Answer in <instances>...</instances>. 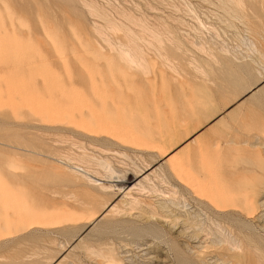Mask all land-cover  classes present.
<instances>
[{
	"label": "rangeland",
	"instance_id": "obj_1",
	"mask_svg": "<svg viewBox=\"0 0 264 264\" xmlns=\"http://www.w3.org/2000/svg\"><path fill=\"white\" fill-rule=\"evenodd\" d=\"M89 1L108 11L114 6L128 9L150 23L168 13L179 16L192 25L190 30L170 23L177 34L183 31L180 35H185L192 51L166 42L167 59L146 48L147 71L131 69L120 59L116 35L106 31L109 43L96 31L105 23L93 15ZM216 3L0 0V264H228L223 261L230 260L232 252L226 244H211L218 222L225 235L230 231L229 235L237 236L241 222L254 227L263 239L264 253V133L254 138L246 126L251 109L264 115L258 101L251 100L264 82L242 96L204 84L197 60L208 55L189 44L196 40L193 27L200 20L217 31L202 35L217 57L224 45L237 50V56L245 55L250 39L259 40L253 29L264 30V9L253 2L259 18L250 13L247 26L232 18L231 26L230 16L225 13L228 19L224 20V11ZM239 109L245 115L242 123L231 124ZM196 144L199 147L192 148ZM78 145L88 150L99 147L100 154L125 151L129 157L117 155L112 160L128 173L127 178L134 163L146 173L152 165L165 167L155 181L159 189L171 191L177 186L189 206L210 220H204L201 232L181 220L173 226L165 212L152 216L147 206L125 210L128 206H121L120 194L115 193L108 198L119 202L121 212H108L92 221L102 210L101 202L85 198L57 179L63 169L56 160L58 152L70 147L78 151ZM136 150L142 151L145 162ZM149 156L153 163L145 165L151 163ZM174 157L211 180L218 194H226L231 207L225 209L233 213L217 216L188 192L179 182L182 176L170 171ZM241 210L245 217L239 215ZM259 255H247V262L261 264Z\"/></svg>",
	"mask_w": 264,
	"mask_h": 264
},
{
	"label": "bare ground",
	"instance_id": "obj_2",
	"mask_svg": "<svg viewBox=\"0 0 264 264\" xmlns=\"http://www.w3.org/2000/svg\"><path fill=\"white\" fill-rule=\"evenodd\" d=\"M91 2L90 1L89 3L87 2V5L90 7L93 15L94 16L96 15L98 19H102L105 23V25L98 27L97 28L98 30L96 31H99L103 37H106L105 39L109 43H111L110 42L111 36L109 37V33H106V31L113 33V36L116 35L118 40V41L116 40V42H118L119 43L118 46H120V59L123 62H125L127 65H129V68L131 69L132 68H134L135 70L136 69L140 70L145 68L147 69V61L145 58L146 48L153 49L156 52V54L160 57V59L162 58L167 59L165 57V52H164V46L166 42L177 44L178 46H183V48H185L187 53H188L187 50L192 51V49L187 47V45L185 44V42H187L186 41L187 39L184 40L185 35L184 37L180 35L182 34L181 32L183 31L181 32L179 31L180 34H177L176 32H178V30L174 32V29L170 23V21L172 22L175 21L181 24L182 27L190 26L188 28V30H190L192 25L190 23L188 24L185 20H183L179 16L174 17L172 16V14L168 13L165 14L164 17L160 16L157 19L158 21L150 23L148 22L147 19H144L142 17H137L133 12L129 11L128 9L122 8L121 6H120L122 8L121 10L114 6V10L108 11L106 8L98 6L96 2L93 1ZM209 2H211V0H209ZM216 2L219 5L217 8L220 7L222 11H224L223 12L224 14L222 13L224 15L222 16L224 20L230 16L229 20L231 26L234 25L233 19L235 20L237 19L236 20L237 22L239 21L241 24L243 23L246 24L247 26V24L250 23V21H247L248 15H250V13L252 14L250 17L253 16L256 19L259 18L258 17L259 14L257 15V11L255 12L254 11L255 9L253 10V7H251V4L253 5V2H256V4L258 2L260 6H262V8L264 9V0H216ZM259 4L257 5L259 6ZM174 5L172 4L173 7ZM189 5L191 6L190 3ZM175 7L174 8L171 7V8L175 9ZM186 7H188V4ZM110 8L113 9V7ZM220 8L219 10H221ZM259 10H261V8ZM112 11L116 12V13L114 12L116 16L113 15L114 13L113 14L111 13ZM188 11H190V7ZM225 13L228 14V16L226 15L227 16L226 18H225ZM221 15L219 17H221ZM197 19L199 20V18ZM198 22L199 24L196 23L198 27L197 26L193 27L195 30L194 31L192 30L193 32L197 33V34L194 33L196 35V40L192 38V41L188 43L191 44L190 46L191 48L193 47L194 49H196V51L203 53V55L204 54L208 55L207 56L208 58H201L197 60L198 66L196 69H199V77L204 82V84L210 85L211 83L212 85L216 86L219 91L223 93L242 96L245 93H247L249 90L250 91L253 90L255 87L259 86V84L264 82V40H260L263 39L264 30L260 28V30H262L260 34L259 33L260 30L258 31L256 29H253L255 33V37L256 35H258L259 37L258 41L255 39H254L255 41H252L250 39V43H249L247 37H246L247 39L243 38L244 40H247L245 42L243 41L244 43L246 44L247 42L249 43L246 49L248 51L245 53V55L244 54L241 55L239 53L240 55L237 56L238 53L236 52L237 50L234 51V49H232L230 51V47L228 46L229 47L228 48L225 47L224 45L223 48H220L219 51L221 54L220 57H217L215 55L214 52L215 50L213 49V47L208 43V41H206V37L202 36L204 35L203 31L207 32L213 29L208 27L200 20ZM225 22H228V20ZM257 22H259V20ZM132 25L135 28H133ZM227 25L230 26L229 24ZM248 27L247 29H250V27L249 28ZM213 31H216L215 28ZM250 31L247 30V33ZM253 31L251 33L254 35ZM215 33L217 34V31ZM217 38H219V36ZM210 39H212V36ZM166 68L169 70L168 67ZM146 69L145 71H147ZM176 76L178 75L176 74ZM216 84H218V86ZM251 100L258 101L259 107H261L264 110V86L259 88V90L253 94ZM244 117L245 115H241V109H239L234 112L233 116L230 119V123L231 124L238 123L240 125ZM246 126L250 128L248 132L253 131L254 138L256 136H259L260 133H264V115L258 114L254 108L251 109V112L246 120ZM227 141H231V139H228ZM77 147L79 148L78 151L70 147L66 150H60L58 152L60 156L57 157L56 160L58 161L57 163L59 164V166H61L63 169L62 171H60L61 173L60 175L57 174L56 175H57V179L63 181L66 185L75 187L76 190L80 192V194H82L85 198L94 199L97 203L101 202L102 210L100 214H98L96 217L92 219V221H95L98 218H103L108 212H113V213L121 212L122 208L119 206V202L115 200H109L108 198L110 197V195L115 193L120 194V200L122 204L121 206H128L127 209L125 210L129 211V209H133V210L137 208L141 209L142 206L144 207L147 206L150 210L149 214H152V216H156V214L158 215L159 211L160 212L162 211L163 215L165 212L166 213L165 216H168V218L167 217L166 218L168 220L170 218L171 219L170 221L172 222L168 221L167 219L166 220L171 224L172 223L176 224L179 222V220H181L180 222H182L183 225H185L186 227L187 226L195 227L197 230L200 229L199 231L201 232V227H203L202 224L204 220L207 219L210 220V217L208 215L207 216L204 215V217H202L201 212L196 211L195 209H192L191 206H189V203L186 201L185 197H183V195L180 194L179 188L177 186L173 185L172 190L171 191L168 190L170 192H168L167 190L163 191L159 189L156 182L160 180L159 175L160 173L163 174V170L165 169V167L163 169L161 165L157 167H153L152 165L151 167L149 166L151 170L146 173V172H142V169L139 164L134 163V166H132L133 167L132 171L130 172L131 176H128L127 178L128 173L125 172L124 170L122 171L121 169L117 168L112 160L113 158H116L117 155L119 157H124L125 159L126 157H129L125 151L116 150L110 153L105 152V154H100L97 153L96 151V149H98L99 147L93 148L92 150H88L82 145H78ZM198 147L199 146L197 144L192 146V148L194 149ZM136 151L138 152L139 156L143 158L142 161L145 162L146 159L143 156L142 151L141 150H136ZM189 155L190 153L188 154V156ZM149 157H150L149 162L151 163L145 164L142 161L141 163L145 165L152 164L153 157L152 156ZM118 162L121 161L119 160ZM169 168L173 175L182 176L183 178L182 181H180L177 177L176 179H178L179 182L182 183V185L185 187V189L188 192L195 194V196L199 200L204 202V204L208 208H210L213 211V213H215L217 216L218 214L225 216L228 213H233L232 212L233 209H225L231 207V204H227V202H229V200H227L228 196L226 194L224 195L218 194L217 191H214L210 182L211 180L209 181L208 178L201 177L198 173L194 172L189 167L187 168L186 166H184V163L181 160H179L178 157L172 158V160L170 161ZM57 169L59 170L60 168ZM146 169H148V167ZM65 171L73 174L75 176V180L71 179ZM79 181L80 182L82 181L81 184H78ZM120 182H124L126 183V185L119 186L118 183ZM146 198H149L153 201L151 203L150 201L149 203H147L145 201ZM201 208L202 207H200V209ZM238 213L240 216L245 217V211L241 210L238 211ZM240 225H241V229L237 236L229 235L230 231L229 234L227 233L228 235H225V232H227L225 231L226 229L221 226L220 222H218L216 224L218 233H216L217 231L214 232L215 237L213 240H211V244L213 243L224 244V245L226 244L227 249H229L232 252L231 259L228 261H223V263L249 264V262H247L248 260L247 255H250L252 253L254 255L258 253L259 255L261 253L258 256L257 261L261 262V264H264V253L261 251V245L263 244V239L255 234L256 231L254 227L249 226L245 222H241ZM210 226H211V222H210ZM213 228H215V226H213ZM196 229H192L193 230L192 232H194V230ZM196 232L197 231H195V233ZM76 263H71V264H76Z\"/></svg>",
	"mask_w": 264,
	"mask_h": 264
}]
</instances>
